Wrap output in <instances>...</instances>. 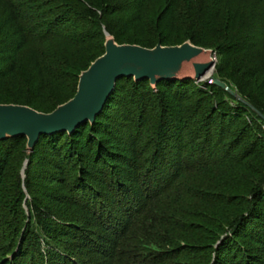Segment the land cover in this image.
<instances>
[{"label": "trees", "instance_id": "obj_1", "mask_svg": "<svg viewBox=\"0 0 264 264\" xmlns=\"http://www.w3.org/2000/svg\"><path fill=\"white\" fill-rule=\"evenodd\" d=\"M104 32L212 50L253 109L207 81L122 78L93 124L29 154L0 141V264H263L264 0H0V105L69 101Z\"/></svg>", "mask_w": 264, "mask_h": 264}, {"label": "water", "instance_id": "obj_2", "mask_svg": "<svg viewBox=\"0 0 264 264\" xmlns=\"http://www.w3.org/2000/svg\"><path fill=\"white\" fill-rule=\"evenodd\" d=\"M104 54L79 75L76 93L50 113L13 104L0 105V141L24 137L26 152L31 153L41 136L71 134L84 123L93 124L122 78L148 80L151 86L163 80L203 79L215 66L211 50L185 42L178 46L156 45L148 49L117 44L107 32ZM213 84L244 102L224 82L208 75ZM253 109L252 106L244 102ZM264 119L260 113L254 110Z\"/></svg>", "mask_w": 264, "mask_h": 264}, {"label": "rangeland", "instance_id": "obj_3", "mask_svg": "<svg viewBox=\"0 0 264 264\" xmlns=\"http://www.w3.org/2000/svg\"><path fill=\"white\" fill-rule=\"evenodd\" d=\"M115 31H117V29H115ZM117 32H115V34H116ZM126 33H129V31H127L126 30ZM129 34H132V32L131 33H129ZM111 38H113L114 39V37L113 36H110ZM105 40H106V37H105ZM114 41H115V39H114ZM116 42V41H115ZM117 43V42H116ZM118 44V43H117ZM119 45H122V44H119ZM130 45V44H129ZM212 51V50H211ZM213 52V51H212ZM214 54H215V65L217 64V62H218V58H217V55H216V53L215 52H213ZM233 65V64H232ZM210 74H211V76H213V78H215V79H218L219 80V78L218 77H216V69H215V66H214V68L212 69V71H210ZM209 74V75H210ZM208 76V75H207ZM207 76H205L203 79H200V80H196V79H193L194 80V84L195 85H198V86H200V84H202L203 82H205V80L207 79ZM212 80V79H211ZM208 81H209V79H208ZM213 81V80H212ZM208 84H212L213 82H207ZM152 87V89L153 90H155L156 89V85L155 86H151ZM168 104L169 105H166V106H168V107H171L172 109L174 108V110H175V112L177 113V111H180V113H181V111H183V113H184V111L185 110H187L188 108H191V106L190 107H188L187 109H182L181 107H180V105H179V103L176 101V99H175V101L174 100H171V101H168ZM135 111H136V109H135ZM137 113V112H136ZM178 114V113H177ZM148 116H150L151 118L154 116V114L152 115V114H150V115H148ZM153 120H155L154 118L152 119V121H151V124L148 126V129H147V134H151L152 132H153V124H154V121ZM106 123H108V122H106ZM110 124V123H109ZM236 134L238 135V129H236V130H234V135L236 136ZM26 152V151H25ZM26 154H29L28 152H26ZM42 158V157H41ZM41 158H39V159H37L38 161V163L40 162V160H41ZM21 174L23 175V171L21 172ZM47 184H49L48 182H47ZM43 186H46V185H43ZM47 186H49V185H47ZM263 258H264V256H263ZM263 260V259H262ZM263 264H264V261L262 262Z\"/></svg>", "mask_w": 264, "mask_h": 264}, {"label": "bare ground", "instance_id": "obj_4", "mask_svg": "<svg viewBox=\"0 0 264 264\" xmlns=\"http://www.w3.org/2000/svg\"><path fill=\"white\" fill-rule=\"evenodd\" d=\"M210 71H212V70H210ZM210 71L206 74V76L210 74Z\"/></svg>", "mask_w": 264, "mask_h": 264}]
</instances>
